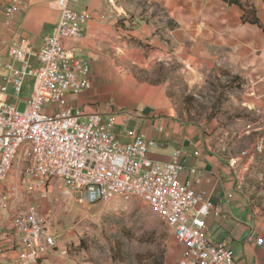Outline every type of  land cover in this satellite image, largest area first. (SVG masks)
<instances>
[{"label": "crops", "instance_id": "0c3cea01", "mask_svg": "<svg viewBox=\"0 0 264 264\" xmlns=\"http://www.w3.org/2000/svg\"><path fill=\"white\" fill-rule=\"evenodd\" d=\"M155 1L162 8L153 12L152 19L135 15L130 20L113 10L109 0H70L73 8L87 10L92 17L78 38L64 39L71 53L90 65L86 76L90 88L71 94L69 104L86 113H101L104 122L114 116L113 130L122 143L135 137L156 140L149 148L153 159L167 161L175 148H181L186 167L182 180L193 182L223 215L205 218L208 239L224 240L233 251L235 264H264V214L249 196L252 191L241 170L246 164L230 163L236 151L231 145L234 142L223 133L217 135L224 125L215 119L196 120L176 100L186 91L201 95L195 90L207 88L213 78L235 77L241 90L240 96L228 93L234 100L230 107L264 115V0H248L261 26L244 22L242 9L222 0ZM7 2L0 0V100L18 107L19 95L14 93L9 75L21 63L12 58L10 48L26 38L38 49L54 31L59 7L57 0H23L14 20H8ZM157 62L165 70L158 82L136 80L139 71L135 68L149 70ZM219 105L222 113L224 103ZM258 144L259 139L254 138L252 146ZM22 167L15 161L7 182H16ZM190 167L197 169L195 175L188 171ZM28 202L43 207L36 196L23 195L0 208V264H24L18 258L12 216L18 206ZM28 264L83 263L57 248Z\"/></svg>", "mask_w": 264, "mask_h": 264}, {"label": "built area", "instance_id": "2783aa9c", "mask_svg": "<svg viewBox=\"0 0 264 264\" xmlns=\"http://www.w3.org/2000/svg\"><path fill=\"white\" fill-rule=\"evenodd\" d=\"M22 3L8 0V20H14ZM57 4V25L38 49L26 38L10 48L12 58L21 63L9 75L14 93L23 92L27 77L34 81L24 110L0 100V208L23 195L47 199L51 178L90 203L135 194L151 205L173 233L179 247L173 264H235L233 251L224 240L212 242L207 237L205 218L223 215L193 182L182 180L186 167L181 148H175L167 161L153 159L149 148L156 140L135 137L122 143L113 130L114 116L104 122L101 113H86L69 104L71 94L90 88L86 77L90 65L74 56L64 39L78 38L92 14L73 8L70 0H57ZM109 4L127 16L114 0ZM239 160L232 157L230 163ZM15 161L23 164L20 177L7 182ZM188 171L197 173L195 167ZM41 209L40 204L28 202L18 206L12 216L18 258L24 264L38 262L58 248L49 214Z\"/></svg>", "mask_w": 264, "mask_h": 264}, {"label": "rangeland", "instance_id": "374dc122", "mask_svg": "<svg viewBox=\"0 0 264 264\" xmlns=\"http://www.w3.org/2000/svg\"><path fill=\"white\" fill-rule=\"evenodd\" d=\"M125 2L119 5L115 1L127 12L126 18L130 20L135 15L152 19L153 12L162 8L155 0ZM135 71H139L136 80L156 83L165 70L157 62L149 70L135 68ZM33 81L32 77L26 78L25 90L17 101L19 111L25 108L24 98L30 94ZM206 87L195 90V94L201 95L186 91L176 100L179 99L187 113L192 112L188 115L196 120L215 119L224 125L217 135L223 133L229 142H234L231 145L236 151L232 157H239V161L246 164L241 170L252 191L249 196L264 214V115L230 107L234 100L228 93L233 91L235 96H240L241 90L240 83L232 77L213 78ZM220 102L224 103L222 113L219 112ZM254 138L259 139L258 146H252ZM243 151L248 155H241ZM40 203L43 204L41 210L49 214L48 221L57 237L58 248L63 250V255L77 257L83 264H153L162 257L164 264H173L178 258L179 247L164 219L135 194L90 203L51 178L49 196Z\"/></svg>", "mask_w": 264, "mask_h": 264}, {"label": "trees", "instance_id": "16d2710c", "mask_svg": "<svg viewBox=\"0 0 264 264\" xmlns=\"http://www.w3.org/2000/svg\"><path fill=\"white\" fill-rule=\"evenodd\" d=\"M227 5H235L238 6L240 9H242V20L244 22H249L251 24H257L261 26L260 20L256 15V11L254 9V6L249 4L248 0H222ZM234 81H238L237 78L232 77ZM164 257L159 259L158 261H155L153 264H164Z\"/></svg>", "mask_w": 264, "mask_h": 264}]
</instances>
